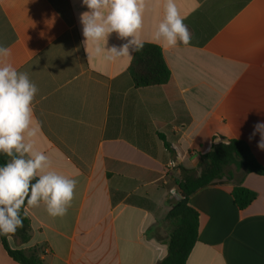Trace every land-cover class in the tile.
Instances as JSON below:
<instances>
[{
	"label": "crops",
	"instance_id": "1",
	"mask_svg": "<svg viewBox=\"0 0 264 264\" xmlns=\"http://www.w3.org/2000/svg\"><path fill=\"white\" fill-rule=\"evenodd\" d=\"M176 3L190 43L154 38L164 0H149L139 38L162 49L171 77L136 88L135 50L105 61L86 48L82 0H0V46L39 89L34 150L49 157L47 170L77 180L65 216L43 203L26 208L31 239L9 238L13 249L41 248L46 264H157L168 253L166 216L181 199L179 168L198 169L223 138L247 143L264 166L260 135L249 140L264 122V0ZM124 43L112 33L106 49ZM212 184L190 199L200 233L187 264H264V176L236 172ZM238 185L257 195L245 210L231 195ZM131 196L154 208L127 203ZM0 264H19L1 241Z\"/></svg>",
	"mask_w": 264,
	"mask_h": 264
},
{
	"label": "clouds",
	"instance_id": "2",
	"mask_svg": "<svg viewBox=\"0 0 264 264\" xmlns=\"http://www.w3.org/2000/svg\"><path fill=\"white\" fill-rule=\"evenodd\" d=\"M149 0H82L88 11L80 14L86 48L91 42L95 57L114 61L139 51L143 42L139 33ZM127 40L119 48L106 49L110 34ZM131 38L128 40V38ZM154 38L169 48L190 43L191 34L181 17L176 0H164V17L156 27ZM103 42V43H101ZM12 51L0 46V154L9 157L0 166V234L8 235L22 227V211L46 206L47 213L63 217L74 198L77 180L47 170L50 160L34 150L33 100L39 89L26 72H18L10 62ZM90 58V54H89ZM260 135L257 147L264 150V122H258L249 136Z\"/></svg>",
	"mask_w": 264,
	"mask_h": 264
},
{
	"label": "trees",
	"instance_id": "3",
	"mask_svg": "<svg viewBox=\"0 0 264 264\" xmlns=\"http://www.w3.org/2000/svg\"><path fill=\"white\" fill-rule=\"evenodd\" d=\"M129 73L136 88L165 85L171 77L162 49L154 44H143V47L135 52ZM161 138L170 150V145L165 138ZM9 159L4 154H0V166L7 163ZM179 172L177 185L181 199L171 207L166 216L165 221L169 226L166 244L168 253L157 264H187L200 233L199 212L190 205V199L194 194L216 181L225 178L233 180L236 172L264 176V166L256 160L247 143L230 140L228 144L215 143L210 151L202 156L198 169L179 168ZM231 195L239 210H245L257 198L256 193L240 185L233 188ZM126 202L148 210L154 208V204L143 197L131 196L126 199ZM22 219V227H19L15 233L0 234L4 250L19 264H46L42 259L43 249L33 248L24 251L10 246L9 238H13L20 244H27L31 239V220L25 211H22Z\"/></svg>",
	"mask_w": 264,
	"mask_h": 264
},
{
	"label": "water",
	"instance_id": "4",
	"mask_svg": "<svg viewBox=\"0 0 264 264\" xmlns=\"http://www.w3.org/2000/svg\"><path fill=\"white\" fill-rule=\"evenodd\" d=\"M216 143H224V144H228L229 143V140L228 139H225V138H223V139H220V140H217V142ZM213 185V184H212Z\"/></svg>",
	"mask_w": 264,
	"mask_h": 264
},
{
	"label": "built area",
	"instance_id": "5",
	"mask_svg": "<svg viewBox=\"0 0 264 264\" xmlns=\"http://www.w3.org/2000/svg\"><path fill=\"white\" fill-rule=\"evenodd\" d=\"M169 166L172 167L173 166V163H170Z\"/></svg>",
	"mask_w": 264,
	"mask_h": 264
}]
</instances>
